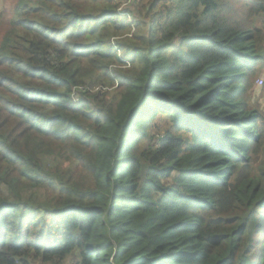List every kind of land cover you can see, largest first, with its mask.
<instances>
[{
    "label": "trees",
    "instance_id": "1",
    "mask_svg": "<svg viewBox=\"0 0 264 264\" xmlns=\"http://www.w3.org/2000/svg\"><path fill=\"white\" fill-rule=\"evenodd\" d=\"M121 2L3 6L0 264H264V0Z\"/></svg>",
    "mask_w": 264,
    "mask_h": 264
},
{
    "label": "rangeland",
    "instance_id": "2",
    "mask_svg": "<svg viewBox=\"0 0 264 264\" xmlns=\"http://www.w3.org/2000/svg\"><path fill=\"white\" fill-rule=\"evenodd\" d=\"M138 1L139 0H122L121 4L119 6V10L120 9L122 10L124 8L126 10H128V14L130 15L128 20L131 23V25H133L134 21H136L138 19V17L140 16L138 14V6H137V2ZM3 6H6L7 9H9L10 6H11L10 0H6V1L0 0V14L3 11V9H4ZM7 9H6V12H8ZM122 12H124V10H122ZM259 81H261V83H259ZM255 83H256V89L257 90H259L260 88H264V76L259 78V79H257ZM98 90H100V87H95L93 90L91 89V91H93V92L98 91ZM27 197H29V191L23 192L22 193V198H27ZM33 202L34 203L43 202V194H42L41 190L37 192V194L35 195V197L33 199ZM75 262H76L75 257L71 256L64 262V264H75Z\"/></svg>",
    "mask_w": 264,
    "mask_h": 264
},
{
    "label": "built area",
    "instance_id": "3",
    "mask_svg": "<svg viewBox=\"0 0 264 264\" xmlns=\"http://www.w3.org/2000/svg\"><path fill=\"white\" fill-rule=\"evenodd\" d=\"M259 83H261V81H259ZM77 90L83 91L82 88H77ZM75 91H76V90H75ZM75 91H74V92H75ZM71 98L74 100V99L76 98V94L73 93L72 96H71Z\"/></svg>",
    "mask_w": 264,
    "mask_h": 264
}]
</instances>
